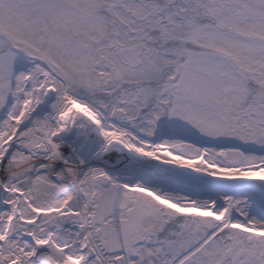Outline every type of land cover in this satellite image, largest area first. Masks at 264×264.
Instances as JSON below:
<instances>
[{
	"label": "snow or ice",
	"instance_id": "snow-or-ice-1",
	"mask_svg": "<svg viewBox=\"0 0 264 264\" xmlns=\"http://www.w3.org/2000/svg\"><path fill=\"white\" fill-rule=\"evenodd\" d=\"M0 264H264V0H0Z\"/></svg>",
	"mask_w": 264,
	"mask_h": 264
}]
</instances>
